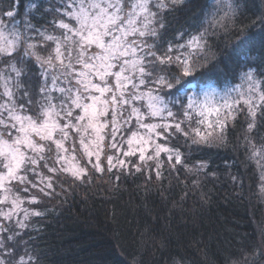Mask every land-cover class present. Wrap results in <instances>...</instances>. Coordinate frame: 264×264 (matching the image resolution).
Here are the masks:
<instances>
[{
    "label": "snow or ice",
    "instance_id": "1",
    "mask_svg": "<svg viewBox=\"0 0 264 264\" xmlns=\"http://www.w3.org/2000/svg\"><path fill=\"white\" fill-rule=\"evenodd\" d=\"M186 2L0 0V264H40L20 237L54 209L33 206L96 173L117 189L125 176L174 178L186 202L218 176L207 153L237 128L233 150L255 162L264 194V0H212L203 20L173 27ZM221 32L243 55L198 87L223 72L209 42Z\"/></svg>",
    "mask_w": 264,
    "mask_h": 264
},
{
    "label": "trees",
    "instance_id": "2",
    "mask_svg": "<svg viewBox=\"0 0 264 264\" xmlns=\"http://www.w3.org/2000/svg\"><path fill=\"white\" fill-rule=\"evenodd\" d=\"M211 2L187 0L174 13L172 26L203 20ZM229 39L221 32L209 41L223 72L203 73L198 87L222 82L240 61L244 50L232 51ZM240 132L237 128L232 133L227 148L209 150L213 165L209 171L218 176L207 178L186 202H181L184 189L174 178L161 186L155 179L145 185L143 176H125L117 189L114 177L96 173L91 184L68 192L56 188L54 198L41 197V204L33 207L54 211L43 219L33 218L31 224L42 231H33L30 225L20 239L33 238L28 246H38L40 264H132L133 259L138 264H264L259 252L252 255L264 247V194L255 162L245 168L243 150H233ZM231 175L242 177V188L233 185Z\"/></svg>",
    "mask_w": 264,
    "mask_h": 264
},
{
    "label": "rangeland",
    "instance_id": "3",
    "mask_svg": "<svg viewBox=\"0 0 264 264\" xmlns=\"http://www.w3.org/2000/svg\"><path fill=\"white\" fill-rule=\"evenodd\" d=\"M200 87H203V86H200Z\"/></svg>",
    "mask_w": 264,
    "mask_h": 264
}]
</instances>
